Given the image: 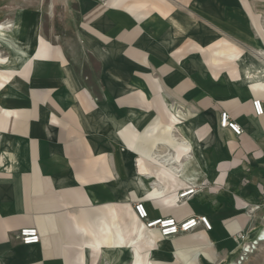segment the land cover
Listing matches in <instances>:
<instances>
[{
    "label": "crops",
    "instance_id": "0c3cea01",
    "mask_svg": "<svg viewBox=\"0 0 264 264\" xmlns=\"http://www.w3.org/2000/svg\"><path fill=\"white\" fill-rule=\"evenodd\" d=\"M81 1L83 25L95 37L63 39L62 55L37 26V60L32 36L15 60L6 57L10 79L0 95L13 78L20 82L6 88L4 105L0 99V264H99L110 248L123 250L137 199L152 218L214 222L228 188L232 235L250 221L263 226L264 114L254 115L251 101L264 109V53L253 60L221 39L205 47L190 41L167 56L153 43H167L161 35L170 2L116 0L102 15L98 1ZM263 5L245 11L253 17L252 7ZM195 52V64L182 61ZM75 56L92 76L87 84ZM223 111L241 136L220 127ZM156 168H177L180 189L205 181L210 188L175 206L164 204L169 194L147 199V186L159 183ZM144 169L153 172L149 180L137 174ZM25 227L39 230V244H21Z\"/></svg>",
    "mask_w": 264,
    "mask_h": 264
},
{
    "label": "rangeland",
    "instance_id": "374dc122",
    "mask_svg": "<svg viewBox=\"0 0 264 264\" xmlns=\"http://www.w3.org/2000/svg\"><path fill=\"white\" fill-rule=\"evenodd\" d=\"M95 1L102 5H99L101 8H105L102 15H106L111 10L109 5L116 2V0ZM158 2H170L173 10L164 17L163 21L164 30L162 32L164 34L161 37L167 42H164L166 45L163 47L153 43L161 50L157 53L167 54L175 47L186 48L190 41L205 47L212 42L219 43L221 39L235 43L240 47L238 51L251 54L253 60L259 57L260 52L264 53V45L260 43L264 37V5L252 7L254 11L255 8L257 9L253 13V17L245 11L247 10L246 6H254L257 3L264 4V0H158ZM81 4V0H0V23L13 26L11 30L5 31L0 36V55L3 58H10L11 62L15 60V53L20 51L18 47L26 44L29 37L33 35L32 28L35 23H38L39 34L53 46L59 47L62 55L64 53L60 44L63 39H74L83 44L81 37H95L89 30L92 27L83 25ZM116 5L117 3L113 6ZM253 18L254 20H252ZM167 21L168 23H166ZM107 39H109V42L113 41L110 36H107ZM33 45L31 43L27 46L28 53L33 50ZM176 50L174 49L172 52ZM196 57H198L197 52L187 53L181 59L187 61L189 65H193L196 62ZM74 58L75 60H72V63L77 64L76 68L79 66L80 78L84 84H87L92 76L87 68L79 63V58L76 56ZM8 63L10 62L8 61ZM94 71L96 74L97 69ZM13 82L18 84L20 79L13 78L6 88ZM6 88L0 95V99L4 101L3 105L5 103L4 92ZM151 169L153 170V168ZM156 169L157 172L165 173L160 168ZM172 181V183L168 182V185L171 184L172 188H180L179 181L175 179ZM209 188L208 182H199L194 193L196 194L200 190L207 191ZM183 192L184 188L177 191V193ZM222 192L226 194L229 202L226 206H223L225 212L220 213V217L211 222L210 231L200 229L168 240L158 238L155 241L156 244L150 238H146L135 245L133 241L135 230H143V227L138 222H134L132 213L129 214L128 212L132 227L129 228V232L125 233L119 244L124 248H129V251L127 249L116 251L115 247H112L103 254L99 264H133L130 256L132 254L136 264H148V253L151 264H227L234 261V258L239 257L241 242L236 240L238 234L232 235V197L229 196L230 190L227 188L223 189ZM160 195L162 197L167 196L162 193L158 194V197ZM194 197L191 202L199 203L198 195ZM173 201L176 202V196L167 197L164 204L172 206L171 202ZM128 204L126 203L125 206ZM221 207L214 206V209L217 211ZM257 212L255 210L254 214H257ZM250 222L247 227L241 229V234L245 237L252 228ZM259 223L260 219H256L253 225ZM228 225L230 228L226 229ZM243 264H264V245Z\"/></svg>",
    "mask_w": 264,
    "mask_h": 264
},
{
    "label": "built area",
    "instance_id": "2783aa9c",
    "mask_svg": "<svg viewBox=\"0 0 264 264\" xmlns=\"http://www.w3.org/2000/svg\"><path fill=\"white\" fill-rule=\"evenodd\" d=\"M252 111L254 115L261 116L264 114L262 102L258 98H254L251 101ZM220 127L227 128L234 135L241 136L242 129L234 121L231 120L228 112L223 111L220 113ZM195 191V187L188 190L192 194ZM132 210L139 222L147 230H155L157 234L162 238H172L181 234H187L196 230H211V222L206 216H187L183 219H178L173 216H163L152 218L150 217L147 208L142 200H135L132 203ZM264 226V225H263ZM250 232H254L255 228H251ZM249 232V234H250ZM238 234V235H237ZM241 234V230L233 235L236 236V240L241 242L240 254L237 258L238 264H243L248 258L258 252L264 245V227L256 234L255 238L253 234L248 241H245L248 237ZM19 240L23 245H36L41 240L40 232L36 227H25L19 231Z\"/></svg>",
    "mask_w": 264,
    "mask_h": 264
},
{
    "label": "bare ground",
    "instance_id": "6f19581e",
    "mask_svg": "<svg viewBox=\"0 0 264 264\" xmlns=\"http://www.w3.org/2000/svg\"><path fill=\"white\" fill-rule=\"evenodd\" d=\"M145 2V1H144ZM245 3V2H244ZM38 20V19H37ZM38 22V21H37ZM37 24L38 23H35V26L32 28V37L35 38V41H36V47H35V50L34 53H33V56L32 58L35 59V61L37 60V56H38V53H39V50L42 48V44L41 42H37L36 40V34H37ZM12 26L9 25V24H6V23H0V36L2 35V33H4L5 31H9L11 30ZM30 42V41H29ZM8 63V60L7 58H3L1 55H0V74H1V80H0V90H2L4 88V86L9 82V76L6 75L7 73L11 72V70H8L6 68H4V66ZM3 74V75H2ZM161 170H163L165 173H161V172H157L156 175H157V178L159 179V183L155 186L151 184V186H147V191L145 192V195L146 197L150 196V197H153L155 196L156 194H162V193H165V194H169V196H176V202L173 201L171 202L172 203V206H175L179 203V200L182 199V202H185L188 200V198L190 197V195H192L194 193V191H192L193 193L190 194L187 193V191L189 189H192L194 188L195 186L193 187H187L183 193H177V191L180 189V188H176V187H173L170 185H168V182H173L172 180L175 179L177 181L180 182V180L177 178V172H176V169L177 168H160ZM139 176H142L143 178L145 179H148L153 175V172L149 169H144V170H140L138 173H137ZM143 181V180H142ZM182 181V180H181ZM147 184V183H146ZM168 196V197H169ZM180 198V199H178ZM127 206H130V204H128ZM254 208H252L253 210ZM132 213H133V210H132ZM132 218H133V221L134 222H139V220L136 218V216L132 215ZM136 218V219H135ZM140 223V222H139ZM141 224V223H140ZM142 225V224H141ZM143 227V230L141 229L140 231H137L135 230V236H134V239L133 241L135 242V245H137L139 242H141L142 240L146 239V238H150L154 243H155V240L158 238H161L163 240H168L170 238H162L160 237L157 232L155 230H147L144 228V226L142 225ZM264 226H261L257 229H255V234L254 232H251L253 233V236L255 238L256 234L263 228ZM250 238H251V235H249ZM123 248V249H127V248H124L122 246L119 245V248ZM129 251V248L127 249ZM131 250V249H130ZM131 256V259L133 260V264H136V261H135V258H134V255H130ZM147 263L148 264H151L150 263V260H149V253L147 254ZM227 264H238L237 263V260L235 261H230L228 262Z\"/></svg>",
    "mask_w": 264,
    "mask_h": 264
}]
</instances>
